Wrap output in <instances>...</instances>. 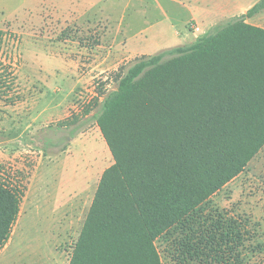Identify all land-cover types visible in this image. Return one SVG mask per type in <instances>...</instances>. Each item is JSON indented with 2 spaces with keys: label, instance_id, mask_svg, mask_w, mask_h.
<instances>
[{
  "label": "rangeland",
  "instance_id": "1",
  "mask_svg": "<svg viewBox=\"0 0 264 264\" xmlns=\"http://www.w3.org/2000/svg\"><path fill=\"white\" fill-rule=\"evenodd\" d=\"M196 7L200 0H0V70L10 86L0 92V178L26 186L0 264L70 263L114 163L95 119L100 101L139 54L204 34L186 22ZM253 22L264 26V13ZM156 244L163 264H239V256L264 264V146Z\"/></svg>",
  "mask_w": 264,
  "mask_h": 264
},
{
  "label": "trees",
  "instance_id": "2",
  "mask_svg": "<svg viewBox=\"0 0 264 264\" xmlns=\"http://www.w3.org/2000/svg\"><path fill=\"white\" fill-rule=\"evenodd\" d=\"M263 11L259 0L191 43L137 56L119 75L95 115L114 163L102 174L69 264H163L156 240L261 150L264 27L248 19ZM4 38L0 28V45ZM4 76L0 70L1 93L10 87ZM25 190L18 179L0 178V249Z\"/></svg>",
  "mask_w": 264,
  "mask_h": 264
},
{
  "label": "crops",
  "instance_id": "3",
  "mask_svg": "<svg viewBox=\"0 0 264 264\" xmlns=\"http://www.w3.org/2000/svg\"><path fill=\"white\" fill-rule=\"evenodd\" d=\"M202 2V7H196L195 9L190 10L186 22L188 25L190 23H195L200 27V31L203 30L205 33L212 26L218 24L219 22L231 18L236 15H240L245 13L249 8L252 7V0H200ZM264 12L255 15L248 19V22L257 25L253 22V20L263 14ZM260 26V25H258ZM264 27V26H261ZM194 28L189 27V31ZM199 34L194 33L193 39L190 41H194ZM186 40H190L188 36ZM176 45H171L168 47H172ZM137 53L136 55H138ZM144 54V53H143ZM141 55V54H139Z\"/></svg>",
  "mask_w": 264,
  "mask_h": 264
},
{
  "label": "built area",
  "instance_id": "4",
  "mask_svg": "<svg viewBox=\"0 0 264 264\" xmlns=\"http://www.w3.org/2000/svg\"><path fill=\"white\" fill-rule=\"evenodd\" d=\"M194 28H195L196 31H200V27L199 26L194 25Z\"/></svg>",
  "mask_w": 264,
  "mask_h": 264
}]
</instances>
